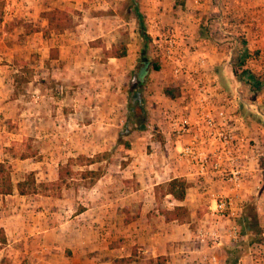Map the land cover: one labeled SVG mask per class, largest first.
Masks as SVG:
<instances>
[{
    "label": "crops",
    "instance_id": "obj_1",
    "mask_svg": "<svg viewBox=\"0 0 264 264\" xmlns=\"http://www.w3.org/2000/svg\"><path fill=\"white\" fill-rule=\"evenodd\" d=\"M21 1L26 6L20 8ZM123 1L102 0V12L91 18L102 26L101 33L107 26L104 9H118ZM133 1L134 10L144 17V23L153 26L152 36L163 32L172 35L180 43L194 46L205 59L202 69L207 91L205 109L211 115L216 110L223 111L229 126L243 137L240 156L243 180L238 188L221 183L216 177L200 174L196 163L181 154L188 145L209 152L211 146L204 139L190 91L181 88L180 81L170 75L168 65L159 61V69L152 70L150 76L171 86L156 87L155 82L153 88L146 90V109L149 121L153 122L146 126L147 131L128 136L130 149L109 153L113 160L111 168L97 175L92 185L80 184L75 188L63 185L57 194L48 196H21L15 191L0 195V228L6 239L0 259L7 258L9 264H211V256L216 258V264H223V247L233 244L228 228L236 225L244 232L240 222L248 201H253L257 218L264 226V26L257 23L249 26L245 18L251 15L257 0ZM58 2L11 0L9 4L4 0L2 10L5 15L15 16L17 12L26 14L33 5L40 12L52 9ZM113 11L117 25L124 26L118 10ZM89 23L92 21L78 23L75 29L79 28L80 34L90 32ZM235 31L241 32V36H234ZM60 37L63 36L58 35L55 40L57 47L64 46ZM125 47V56L118 60L134 61L136 54L126 44ZM253 49L251 56L249 51ZM65 54L68 55L67 49ZM186 60L194 64L192 56ZM165 89H174L169 90L173 97L165 95ZM181 117L187 118L189 130L177 136L171 121ZM117 127V123L109 124L114 136ZM152 128L155 130H149ZM51 132L50 137L56 139L58 132L55 129ZM154 134L159 135L158 142L152 138ZM141 140L144 146L136 149ZM85 157H90L87 152ZM58 166L55 164L48 174L42 170L40 175L51 176L49 180L55 181ZM175 178L187 183L182 201L174 200L164 190L158 191ZM212 195L228 196L237 217L211 218L208 206ZM174 207L186 209L188 216L184 222L167 221L160 213ZM199 226L217 229L220 235L217 246L196 241ZM248 254L237 264H247ZM126 258L129 262H120Z\"/></svg>",
    "mask_w": 264,
    "mask_h": 264
},
{
    "label": "rangeland",
    "instance_id": "obj_2",
    "mask_svg": "<svg viewBox=\"0 0 264 264\" xmlns=\"http://www.w3.org/2000/svg\"><path fill=\"white\" fill-rule=\"evenodd\" d=\"M58 1L52 9L65 11L71 25L61 32L44 33L36 31L46 25L40 14L52 9L38 12L33 5L26 14L17 12L10 16L3 13L4 0H0V161L10 170L11 181L16 183L27 172H33L37 182H52L51 176L42 177L40 172L44 170L48 174L55 164L63 166L71 160L67 166L72 174L64 185L88 187L97 175L111 168L113 160L109 153L130 149L128 136L147 131L146 126L153 122L149 121L145 92L155 82L156 87L171 85L150 76L152 63L158 61L152 52L151 40L160 34H169L152 36L153 26H147L144 17L137 14L133 0H125L118 9H113L118 10L126 23L124 26L117 25L110 7L104 9L107 26L102 33V26L91 19L102 12V0ZM21 4L20 8L26 6L25 1ZM254 6L251 15H245L246 22L249 26L255 23L264 26V0H257ZM86 21H92L90 32L80 34V29L75 27ZM230 23L227 26H233ZM139 27L146 38L139 35ZM58 35L63 36L60 37L64 39L62 47L55 43ZM234 36H241V32L235 31ZM120 44H126L136 54L134 61L107 59L111 46ZM254 50L249 51L251 56ZM142 67L145 72L142 84H138L135 74ZM111 123L118 124L116 136L109 128ZM53 129L58 132L56 139L50 137ZM152 138L159 141L157 134ZM21 140H26L34 152L31 157L19 159L10 151L13 142ZM140 142L136 149L144 144L143 140ZM97 150L101 152L96 153ZM86 152L90 157H85ZM34 163L37 166L32 171ZM163 190L159 187L158 191ZM58 192L52 188L48 194ZM242 213L251 219L255 215L256 223L253 225L250 221L253 226L245 228L240 222L241 229L246 236L259 233V238L264 226L257 218L253 201L245 204ZM253 246L248 252H252Z\"/></svg>",
    "mask_w": 264,
    "mask_h": 264
},
{
    "label": "built area",
    "instance_id": "obj_3",
    "mask_svg": "<svg viewBox=\"0 0 264 264\" xmlns=\"http://www.w3.org/2000/svg\"><path fill=\"white\" fill-rule=\"evenodd\" d=\"M172 35L160 34L151 40L152 52L158 61L168 65L170 75L176 81H180L181 88H187L193 99L195 110L199 114V125L204 139L211 146L210 152L200 150L188 145L183 148L181 154L188 156L196 163L200 174L216 177L221 183H228L233 188H238L243 180V169L240 164L241 148L244 139L236 135L234 129L229 126V119L221 110H216L214 115L205 109L206 82L202 69L206 65L205 59L199 56L194 46L180 43ZM194 58V64L187 63V57ZM173 132L183 135L189 130V122L186 117L171 121ZM263 156V155H262ZM208 215L216 220L237 217L231 209V201L228 196L212 195L211 204L208 206ZM229 236L233 243L242 240L240 230L236 225L228 228ZM195 238L202 245L217 246L220 235L217 229L208 226H199L195 231ZM254 249L249 252L247 264H264V230L261 233V242L254 244ZM211 264H216V258H209Z\"/></svg>",
    "mask_w": 264,
    "mask_h": 264
},
{
    "label": "trees",
    "instance_id": "obj_4",
    "mask_svg": "<svg viewBox=\"0 0 264 264\" xmlns=\"http://www.w3.org/2000/svg\"><path fill=\"white\" fill-rule=\"evenodd\" d=\"M40 15L46 21V25L36 31H43L44 33L48 31L61 32L71 25V18L65 11L52 9L43 12ZM138 33L143 39L146 38V34L143 31L142 27H139ZM109 50L110 51L106 56L108 58L111 57L118 59L125 56L126 54V47L124 44H120L119 46H111ZM158 69V61L153 62L151 65V70L157 71ZM144 72L145 70L143 67L137 70L138 84H142L141 79L144 75ZM169 90L173 91L174 89ZM169 90L165 89L164 94L169 97H173V94H171ZM10 151L19 159H26L34 154V152L30 150L26 140L13 142V145L10 147ZM68 162H71V160L67 161V164L63 166H58L57 179L55 181L37 182L34 178V173L27 172L14 185L11 182L10 170L5 166L4 162H0V195H9L13 191H15L18 195L21 196H48V191L50 189L54 188V190H59L65 184V181L67 180L66 178H69V176L72 174L70 168H68L67 166ZM160 188H163L164 193L170 195L174 200L182 201L185 194V189L187 188V183L183 179L175 178L169 180L163 186H160ZM160 213L164 216L165 220H176L179 223L184 222L188 216L186 209L183 207H174L169 211L161 210ZM252 219L244 217L242 220L243 226L245 228H248L252 224L255 225V215ZM250 221H252V224ZM240 234L243 238L244 236H246V234L242 231H240ZM258 235L259 233L249 234L237 243L224 246L223 250L225 252V259L223 264H237L241 257L247 255L249 249L253 244H257L260 242L261 236L258 238ZM5 242L6 239L3 230L0 228V250L5 245ZM129 260V258H126L120 260V262H129ZM0 264H9V262L7 258L2 257L0 259Z\"/></svg>",
    "mask_w": 264,
    "mask_h": 264
}]
</instances>
